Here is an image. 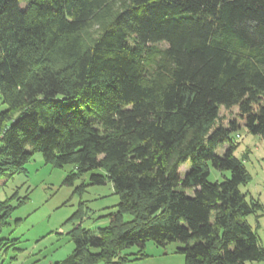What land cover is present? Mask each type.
Listing matches in <instances>:
<instances>
[{"label":"trees","instance_id":"obj_1","mask_svg":"<svg viewBox=\"0 0 264 264\" xmlns=\"http://www.w3.org/2000/svg\"><path fill=\"white\" fill-rule=\"evenodd\" d=\"M0 93V177L41 151L120 198L53 264H128L148 240L183 242L185 264H264L232 136L238 116L264 140V0H0ZM24 199H0V227Z\"/></svg>","mask_w":264,"mask_h":264},{"label":"rangeland","instance_id":"obj_2","mask_svg":"<svg viewBox=\"0 0 264 264\" xmlns=\"http://www.w3.org/2000/svg\"><path fill=\"white\" fill-rule=\"evenodd\" d=\"M6 107L0 93V111ZM235 113L223 108L224 124H228ZM237 118L239 127L232 132L238 143L235 155L245 160L251 176L249 182L241 185L240 189L246 193L248 200L254 198L255 202L260 203L248 216V221L264 246V140L249 132L243 120ZM224 150L225 147H220L218 152L223 154ZM25 167L24 173L11 179L0 177V199L12 196L16 190L18 197H25L24 202L14 209L9 223L1 225L4 227L0 237L18 238L19 241L11 243L2 254L0 263L53 264L73 253L75 242L70 232L73 228L83 226L97 230L110 223L109 214L116 210L120 200L113 183L107 181L101 185L83 186L89 184L91 172H101V169L87 171L72 183H67L66 179L74 171V166L66 164L57 167L47 163L41 151L34 152ZM189 169L188 160L180 167L181 175L185 176ZM222 178L220 171L211 169V180ZM79 209L82 216L72 220ZM183 246L184 243L177 240L165 245L148 240L142 254L138 246L129 249L133 254L128 264H185V254L179 251ZM12 255L15 257L12 258Z\"/></svg>","mask_w":264,"mask_h":264},{"label":"crops","instance_id":"obj_3","mask_svg":"<svg viewBox=\"0 0 264 264\" xmlns=\"http://www.w3.org/2000/svg\"><path fill=\"white\" fill-rule=\"evenodd\" d=\"M19 219V218H18ZM16 221V220H15ZM4 226H2V227H0V232L2 233V228H3ZM61 230H63V229H61ZM5 238H7L6 239V241H5V243L0 247V260H1V257H2V254L6 251V250H8V247L11 245V243H13V244H16V243H18V241H19V239L18 238H9V237H5ZM12 239H18V241L16 242V243H14V242H12L11 240ZM6 242H10V243H8L7 245H6ZM15 256H13L12 255V258H14ZM17 258V257H16ZM0 264H2V263H0Z\"/></svg>","mask_w":264,"mask_h":264}]
</instances>
